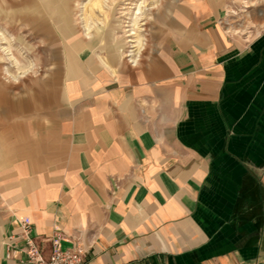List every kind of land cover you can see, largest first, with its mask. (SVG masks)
<instances>
[{
  "label": "crops",
  "instance_id": "obj_1",
  "mask_svg": "<svg viewBox=\"0 0 264 264\" xmlns=\"http://www.w3.org/2000/svg\"><path fill=\"white\" fill-rule=\"evenodd\" d=\"M183 3L174 31L87 32L46 108L0 93V264L21 222L87 264H264V28L240 43Z\"/></svg>",
  "mask_w": 264,
  "mask_h": 264
},
{
  "label": "rangeland",
  "instance_id": "obj_2",
  "mask_svg": "<svg viewBox=\"0 0 264 264\" xmlns=\"http://www.w3.org/2000/svg\"><path fill=\"white\" fill-rule=\"evenodd\" d=\"M183 1L0 0V93L13 91L29 98L32 107L46 108L36 91L52 82L59 93L68 53L88 41L87 32L113 31L117 37L126 31H174L180 27ZM220 1L207 0L206 7L228 38L247 43L263 29L264 0ZM225 23H233L228 32ZM130 46L127 42L125 54Z\"/></svg>",
  "mask_w": 264,
  "mask_h": 264
},
{
  "label": "built area",
  "instance_id": "obj_3",
  "mask_svg": "<svg viewBox=\"0 0 264 264\" xmlns=\"http://www.w3.org/2000/svg\"><path fill=\"white\" fill-rule=\"evenodd\" d=\"M20 227L25 241L22 249L23 255L14 262L3 264H87L82 247L76 244L61 246L60 241L64 238L61 231L55 230L50 237L51 250L46 256L31 235V224L21 222Z\"/></svg>",
  "mask_w": 264,
  "mask_h": 264
},
{
  "label": "bare ground",
  "instance_id": "obj_4",
  "mask_svg": "<svg viewBox=\"0 0 264 264\" xmlns=\"http://www.w3.org/2000/svg\"><path fill=\"white\" fill-rule=\"evenodd\" d=\"M140 6V5H139ZM93 10V9H92ZM141 8H138V10H137V13H136V15H139L140 13H141ZM259 10H257V12H258ZM136 12V11H135ZM140 17V16H139ZM261 17L263 18V20H264V13L261 15ZM135 20H133V22H134ZM136 22V21H135ZM134 22V23H135ZM226 24V26H228V30L226 31V32H228L230 29V27H231V24H233V23H225ZM261 24V23H260ZM233 27V26H232ZM256 27L254 26V29H255ZM262 28H264V22H263V24H262ZM257 29V28H256ZM260 29V28H259ZM252 30H250L249 29V32H251ZM236 32V31H235ZM257 32V31H256Z\"/></svg>",
  "mask_w": 264,
  "mask_h": 264
}]
</instances>
